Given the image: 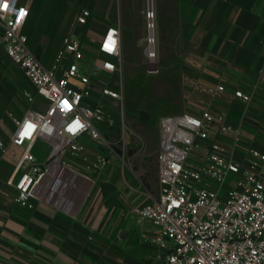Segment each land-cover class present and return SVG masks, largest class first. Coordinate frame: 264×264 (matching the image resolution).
<instances>
[{
    "label": "built area",
    "instance_id": "1",
    "mask_svg": "<svg viewBox=\"0 0 264 264\" xmlns=\"http://www.w3.org/2000/svg\"><path fill=\"white\" fill-rule=\"evenodd\" d=\"M31 4L32 0H0V49L48 103L43 112L28 109L22 118L14 119L11 144L21 153L7 183L16 189L15 203L29 210L57 194L59 186L47 187L45 182L61 183L66 176L62 169L77 172L66 159L98 172L128 134L123 92L110 84V75L121 67L119 28L107 26L98 41L96 66L107 82L94 79L96 83L82 70L84 52L76 32L62 39L51 66L36 56L24 31ZM21 10L26 13L22 19ZM146 16L144 54L148 72L153 74L159 69L152 7ZM90 17V11L82 9L76 26L86 25ZM109 37L115 41L111 50L106 47ZM225 90L223 85L216 88L219 93ZM24 96L34 101L30 92ZM233 96L244 104L251 101V95L240 88ZM225 120L210 108L161 120L159 195L140 209L153 225L156 264H264V149L244 146L241 125L229 127ZM29 124L33 128L23 135ZM40 139L51 147L44 163H38L34 155Z\"/></svg>",
    "mask_w": 264,
    "mask_h": 264
},
{
    "label": "crops",
    "instance_id": "2",
    "mask_svg": "<svg viewBox=\"0 0 264 264\" xmlns=\"http://www.w3.org/2000/svg\"><path fill=\"white\" fill-rule=\"evenodd\" d=\"M134 3L143 0L120 1L113 25L121 34V60L130 58L131 46L142 55L146 44L147 16ZM153 9L156 65L177 72L186 101L183 111L210 108L221 113L229 127L241 125L244 146L263 150L264 0H154ZM107 26L104 23L100 37ZM82 27L75 25L70 32L79 36ZM83 52L82 60H95L93 69L86 71L94 79L100 74L97 54L93 58L84 48ZM142 56L146 58L144 52ZM9 65L30 82L0 49V72H7ZM10 72L9 78H0V109H8L6 115L0 112V264H156L153 225L140 209L159 195L158 173L149 185L129 181L119 170L118 158L110 155L107 165L98 172L89 170L90 175L62 169L65 187L60 184L57 194L39 201L35 209L15 203L16 189L7 183L21 153L11 144L14 119L28 109L43 112L48 103L35 89L30 92L33 102L23 93L29 107L17 110L18 83ZM219 85L224 93L216 91ZM237 88L251 95L248 104L233 96ZM40 101L42 110L34 107ZM47 158L36 160L44 163Z\"/></svg>",
    "mask_w": 264,
    "mask_h": 264
},
{
    "label": "rangeland",
    "instance_id": "3",
    "mask_svg": "<svg viewBox=\"0 0 264 264\" xmlns=\"http://www.w3.org/2000/svg\"><path fill=\"white\" fill-rule=\"evenodd\" d=\"M120 1L33 0L26 23V33L32 49L44 63L52 65L61 49L62 39L74 29L77 15L86 8L90 11L91 17L87 25L80 28L79 38L82 47L89 52L88 54H93L94 58L98 52V39L104 29V23L109 25L116 23L121 10ZM134 4L135 7L142 8L147 15L150 7L154 6V0H143V4ZM144 49L145 44L142 45V55ZM136 50L131 46L130 58L128 60L123 58L120 70L110 75V84L123 92L124 119L128 131L124 141L114 146L116 153L112 155L118 158L119 170L129 181L149 185L150 180L153 181L157 174L161 120L165 116L181 113L185 109L186 101L182 98V85L175 69L164 70L160 67L157 74H150L147 59L136 53ZM94 65V59L91 61L84 59L81 62L84 72L87 69L92 70ZM9 70L0 72V78H9V72L14 76L18 83V95L14 106L17 110L20 108L25 111L29 107V102L24 100L23 93L25 91L34 93L35 88L23 78L16 66L9 65ZM94 79H99L100 84L107 82L100 75H96ZM94 79L92 81L98 83ZM43 106V101L34 105L40 110ZM7 111L6 108L0 109L4 115ZM50 150V145L39 142L34 148V155L38 159H44L49 156ZM68 163L79 173L91 174L84 165L73 159H69ZM48 181L52 183L51 180ZM62 181L61 183L53 181V186L58 187L61 184L65 187Z\"/></svg>",
    "mask_w": 264,
    "mask_h": 264
},
{
    "label": "snow or ice",
    "instance_id": "4",
    "mask_svg": "<svg viewBox=\"0 0 264 264\" xmlns=\"http://www.w3.org/2000/svg\"><path fill=\"white\" fill-rule=\"evenodd\" d=\"M3 7H4L5 9H7V8H8V4L5 2V3L3 4ZM25 15H26L25 11H24V10H21L20 13H19V17L22 19ZM114 44H115V41H113V40L111 39V37H109V43L106 45V47H108L109 50H111V46L114 45ZM64 103H65V105L68 104L67 101H64ZM77 126L80 127V126H82V125H79V124L77 123ZM32 128H33V125H31V124L27 125V126L25 127V130H24L23 135H28V134L30 133V130H31Z\"/></svg>",
    "mask_w": 264,
    "mask_h": 264
},
{
    "label": "water",
    "instance_id": "5",
    "mask_svg": "<svg viewBox=\"0 0 264 264\" xmlns=\"http://www.w3.org/2000/svg\"><path fill=\"white\" fill-rule=\"evenodd\" d=\"M150 6V5H149ZM151 8V7H150Z\"/></svg>",
    "mask_w": 264,
    "mask_h": 264
},
{
    "label": "bare ground",
    "instance_id": "6",
    "mask_svg": "<svg viewBox=\"0 0 264 264\" xmlns=\"http://www.w3.org/2000/svg\"><path fill=\"white\" fill-rule=\"evenodd\" d=\"M152 7V6H151Z\"/></svg>",
    "mask_w": 264,
    "mask_h": 264
}]
</instances>
